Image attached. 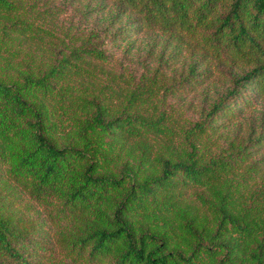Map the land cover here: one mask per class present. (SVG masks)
<instances>
[{
  "label": "trees",
  "instance_id": "1",
  "mask_svg": "<svg viewBox=\"0 0 264 264\" xmlns=\"http://www.w3.org/2000/svg\"><path fill=\"white\" fill-rule=\"evenodd\" d=\"M0 264H264V0H0Z\"/></svg>",
  "mask_w": 264,
  "mask_h": 264
}]
</instances>
